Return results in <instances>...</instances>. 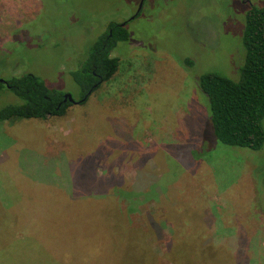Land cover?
Segmentation results:
<instances>
[{
  "label": "rangeland",
  "instance_id": "1",
  "mask_svg": "<svg viewBox=\"0 0 264 264\" xmlns=\"http://www.w3.org/2000/svg\"><path fill=\"white\" fill-rule=\"evenodd\" d=\"M140 3L0 0V79L32 73L76 101L82 91L70 72L110 23L129 35L111 52L118 70L85 103L61 116L0 123V264H118L138 257L129 235L139 228L126 226L118 202L122 208L134 196L132 215L140 223L154 190L168 185L181 212L217 210L248 230L251 252L264 253V144L255 150L221 143L198 83L205 72L238 79L245 14L264 0H145L131 20ZM18 102L0 88V109ZM176 155L188 161V179L181 180ZM88 158L96 178L117 173L120 197L108 187L104 194H74L96 185L80 168ZM138 167L152 172L143 203L134 190L146 181L134 178ZM216 225L218 233L231 228Z\"/></svg>",
  "mask_w": 264,
  "mask_h": 264
},
{
  "label": "trees",
  "instance_id": "2",
  "mask_svg": "<svg viewBox=\"0 0 264 264\" xmlns=\"http://www.w3.org/2000/svg\"><path fill=\"white\" fill-rule=\"evenodd\" d=\"M128 38L124 26L110 23L107 31L91 47L86 59L70 72L82 91L79 103H85L92 92L113 77L118 70L119 58L111 56V52L117 42L127 41ZM241 44L244 50L241 52L243 61L237 80L218 72H205L198 76V83L208 101L209 121L216 138L228 146L257 150L264 144V6L252 5L246 12ZM4 80L6 82L0 81V88L11 90L19 98V102L0 109L1 124L13 125L25 119L61 116L73 104L68 100L64 102L60 91L50 88L32 73ZM101 156L106 157L99 154ZM176 158L182 169L181 180L188 179L189 175L186 176L183 172V169H188V161L181 155H176ZM82 161L80 168L91 172L88 177L96 180V185L93 191H88L81 185L73 190L75 195L104 194V187H108L109 194H115L112 198L120 197L121 194L116 191L119 178L113 169L109 176L96 178L93 174V159ZM201 161L197 160L195 166H199ZM134 173L135 179L140 176L146 179L142 183L139 179L137 188L134 189L137 196L142 198L139 203H143L147 199L145 194L150 190L152 172L143 170V167L139 170L138 167ZM135 179L133 185L136 183ZM71 192L70 187L68 196ZM154 194V197L151 196V203L140 210V223L134 222L132 215L138 203L134 196L122 204V208L118 202L119 209L126 211V226L131 229L139 228L135 236L133 233L129 235L130 240L138 242V257L133 255L129 260H118V264H264V253L260 248H253L254 252H251L252 244L246 235L248 230L240 227L242 223L239 221L236 224L225 214L218 216L217 210H214L215 213L210 210L202 213L194 211L195 214L181 212L178 207L179 198L170 196V185L165 192L154 190ZM195 199L185 197L183 200L192 202ZM86 207L88 203L83 204L82 208ZM261 213L264 217V211ZM220 221L231 228L218 233L216 223ZM232 224L236 225L235 228H232ZM152 243H157V248L154 249ZM59 245L60 242L58 247Z\"/></svg>",
  "mask_w": 264,
  "mask_h": 264
},
{
  "label": "water",
  "instance_id": "3",
  "mask_svg": "<svg viewBox=\"0 0 264 264\" xmlns=\"http://www.w3.org/2000/svg\"><path fill=\"white\" fill-rule=\"evenodd\" d=\"M1 82H6L4 79H0ZM7 85V84H6ZM8 86V85H7ZM70 101L71 103H79L80 101H76L72 98V96L70 94H64L63 95V101Z\"/></svg>",
  "mask_w": 264,
  "mask_h": 264
},
{
  "label": "flooded vegetation",
  "instance_id": "4",
  "mask_svg": "<svg viewBox=\"0 0 264 264\" xmlns=\"http://www.w3.org/2000/svg\"><path fill=\"white\" fill-rule=\"evenodd\" d=\"M144 1H145V0H141V3H140V5H139V9H138L137 12L135 13V15L131 18V20L134 19V18H136V17L141 13V8H142V5H143ZM243 1H245V0H243ZM125 23H126V22H125Z\"/></svg>",
  "mask_w": 264,
  "mask_h": 264
}]
</instances>
